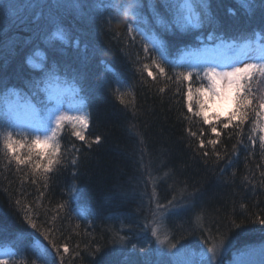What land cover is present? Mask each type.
Instances as JSON below:
<instances>
[{"label":"trees","instance_id":"obj_1","mask_svg":"<svg viewBox=\"0 0 264 264\" xmlns=\"http://www.w3.org/2000/svg\"><path fill=\"white\" fill-rule=\"evenodd\" d=\"M57 2L10 0V14L0 12V84L30 95L23 85L29 79L39 80L42 68L47 70L59 61V78L73 81L76 76L79 80L75 85L89 111L90 127L87 142L65 133L61 163L46 176H33L28 167L18 170L14 161L9 162L3 146L9 129L0 126V247H13L18 257L9 264H31L41 254L34 236L48 245L25 222V205L31 206L42 229H55L52 236L58 244H68L65 264H127L120 251L127 250L130 241L121 238L128 232L135 235L156 195L164 201L182 198L186 201L182 205L198 215L200 227L229 235L235 247L263 242L264 225L254 221L264 216V178L260 176L264 152L259 146L264 117L251 115L239 129L217 125L220 159L210 155L206 160L188 130L199 133L202 128L206 140L215 134L196 111H188L187 82L182 76L155 81L149 77L148 70L156 75L157 69L142 45L148 42L149 48L155 45L163 50L168 75L175 78L187 68L185 54L205 45H244L257 38L264 44V0H247V7L243 0H166V8L165 0H140L143 7L137 19L131 15L125 19L122 10L119 14L110 10L111 23L108 11L104 19L96 14L110 0H80L78 8L72 2L65 9L49 7ZM127 2L115 0L116 4ZM187 2L199 16L196 25L187 20ZM36 4L39 11L33 15ZM57 12L54 21L50 16ZM55 23L69 30L70 45L46 42ZM128 23L143 32V38L128 33ZM39 50L44 65L35 68L30 58ZM152 55L159 59V52ZM113 72L132 84L134 101L121 102ZM6 93L0 87V118L12 95ZM28 98L38 101L35 96ZM96 136L101 142L91 143ZM249 136L256 139L255 147ZM16 199L21 200L19 208ZM58 204L65 208L57 217ZM232 220L243 226L233 228ZM96 247L101 251L93 255Z\"/></svg>","mask_w":264,"mask_h":264},{"label":"snow or ice","instance_id":"obj_2","mask_svg":"<svg viewBox=\"0 0 264 264\" xmlns=\"http://www.w3.org/2000/svg\"><path fill=\"white\" fill-rule=\"evenodd\" d=\"M0 2H2V0H0ZM243 3L245 7L248 6L247 0H243ZM79 6L80 0H72V7L78 8ZM207 6V4L204 5V7ZM49 7L59 9L64 7V5H61L58 0L56 5H49ZM142 7L143 5L140 3V0H128L127 3L123 4H116L115 0H110L109 3L99 7L96 14L101 19H104V12L108 11L109 15L107 17V22L111 23L112 12L110 10H114L116 14H119L122 10L125 19H127V17L130 15L133 17V19H137V13ZM164 7H167L166 0ZM58 14L59 13L57 12L50 16V18L55 21V17ZM57 27L59 28V25ZM126 30L128 33H137L141 35L142 38L144 36L143 32H137V27H135L132 23H128L126 25ZM142 49L144 53L151 56L152 63L157 69L156 75H154L151 70H148L147 72L148 76L152 77L154 81L157 80L158 77H165L167 80H179L181 76L183 80L191 81L193 75L191 71L187 73H181L175 78L168 75L165 67V64L168 63L167 57L164 51L160 48H157L155 45L152 48H149L148 42H145L142 45ZM257 51L258 55L252 57L251 62L246 60L243 62L242 66L232 64L230 68H227V70L222 68L218 71L217 68L219 65L214 62V60H203V77L209 81V85L207 87L201 86L200 88L196 89L202 98L196 101V106L198 107L199 111H197L195 115L202 117V123L210 127L211 133L215 134V138H209L206 140L204 138V130L202 128L199 130V133L193 132L190 129L188 131L190 136L197 138L198 149L203 150L201 155L206 160L210 155H214L217 160L220 159V153L217 151V146L220 143L219 138L221 132L218 131L217 124L209 120L208 114L206 112V106L208 105L210 99L224 98L234 90V95L232 97L234 110H230L229 114L223 120L220 119L219 113L216 114V120L223 125V129H229L230 126L239 129L242 125L248 122L251 115H255L257 117L264 115V97H257L252 88V83L254 81L264 80V45H258ZM154 52H159V59L152 55ZM145 68L147 69L148 66L145 65ZM60 71L61 69L59 67V61H57L53 66L47 68V70L43 68L41 69L43 76L39 80L33 81L29 79L28 82L23 85V87L28 89L33 96L40 95L42 92L45 94L41 97V103L43 106L42 110L47 112L46 117H41L40 113L35 111L34 106H30L33 108V110L29 112L27 108L22 109V107L19 105L10 104L5 111L4 116L0 118V126L8 129H14L15 127L19 126L16 124V121L20 119L22 112L35 123V127L31 129L33 138L30 142L14 139L13 131L11 130L7 131L3 138V146L11 158L9 162L11 163L14 161L18 170L21 168V166L28 167L31 170L33 176H36L37 174L46 176L48 173L53 172L54 166L59 165L62 161V158L64 157V153L61 152L60 148V133L63 132L65 124L73 120V118L65 115L60 110L62 108V99L59 89L41 88V85L43 84H47L52 80H58V74ZM37 75L39 76L40 74L37 73ZM196 75L198 79L201 78L200 72H197ZM73 82L75 84L79 83V80L76 76H73ZM0 87L6 89L7 93H11L17 97L20 96V92L14 88L9 89L7 85L4 84H0ZM73 91L77 90L74 88ZM160 91L163 92L164 89L161 88ZM187 100L188 111L192 112L193 92L191 87H189L187 90ZM121 102L123 103V100ZM83 107H86V105ZM88 119L89 114L87 112H83L82 115L75 117V121L78 122L81 127L80 130H76L75 125H73V131L71 135L75 136L80 141L87 142L86 137L83 134V130L88 126ZM252 123L255 125L256 121L253 120ZM260 131L261 133H264V129H261ZM248 140L251 142L253 147L256 146V139L253 136H249ZM259 141L260 149L262 152H264V134L259 136ZM100 142L101 137L96 136L91 143L99 144ZM91 143H89V147H91ZM241 143H243V141H241ZM235 147L236 145H233L234 149ZM73 148L75 149L74 145ZM25 149L27 150L26 153L24 152ZM209 149H211V151H209ZM75 150L79 151L78 149ZM72 163L75 164L76 160L73 159ZM25 175H27V173H25ZM260 176L261 178H264V172H261ZM32 183L35 184L36 180L33 179ZM261 184H264V179L261 180ZM40 195L43 196V193L41 192ZM14 203L16 207H21L20 199H16ZM168 206L172 207L173 209L178 208L177 203H175V198L168 201ZM157 207L159 208L163 206L158 204ZM64 208V204L57 205V217ZM23 211L24 219L27 225L31 229L35 230V232L40 233L44 240L48 242V245H44L43 241H41L39 237L34 236L36 248L41 254L36 255L31 261V264H65L64 255L69 253L68 244H58L56 242L52 236V232H54L55 229L51 226L44 227L42 229V225L37 222L36 218H34L35 213L32 211L31 206H23ZM55 218L56 217L53 219ZM254 222L264 225V216L258 217ZM45 223H47V221H45ZM231 226L233 228H241L243 226V222L238 224L235 220H232ZM145 227H147V225ZM151 235L156 237L157 242L160 244L167 242V239H159L156 229H152ZM226 239L227 238L221 234L218 241H209L207 239L204 240L205 247L202 251L203 264H219L218 257L220 252L226 246ZM137 247V244H132L133 250H136ZM182 248L183 245L180 244V241L168 244L169 251L175 250L172 253L174 256L179 253ZM100 251L101 249L99 247H96L92 250L93 255L98 254ZM139 251L141 253H146L149 251V248L141 246L139 247ZM76 255L78 256L79 252H77ZM0 264H7V261L0 260ZM177 264H187V262L178 261Z\"/></svg>","mask_w":264,"mask_h":264},{"label":"rangeland","instance_id":"obj_3","mask_svg":"<svg viewBox=\"0 0 264 264\" xmlns=\"http://www.w3.org/2000/svg\"><path fill=\"white\" fill-rule=\"evenodd\" d=\"M71 2L72 1L70 0H59V3L64 5V7H62L63 9H65ZM242 4L244 5V3ZM185 6L187 7L188 3ZM9 9L10 0H2V2H0V12H6V14L9 15ZM38 11V5L36 4V6L31 9V12L35 15ZM192 22L194 23V21ZM58 25L59 28L57 27ZM45 40L50 46H68L71 44L72 36L64 25L61 23H55L53 28L47 33ZM149 40L151 39L149 38ZM258 45L264 44H262L258 39L247 42L245 45L241 46H237L233 43L222 42L205 45L201 50L185 54L183 60L187 64V68H185L183 72L187 73L191 71L193 73L191 81H186L187 87H191L193 92V111H199L196 106V101L202 98L196 89L201 86L207 87L209 85V81L203 77V60H214V62L219 65L217 68L218 71L222 68L227 70V68H230L232 64L242 66L243 62L246 60L251 62V58L258 55ZM246 47L248 48L246 49ZM249 48L253 49L254 52L250 53L248 51ZM244 49L245 54H240ZM43 59V53L39 50L33 55L30 63L35 68H41L44 65ZM197 72H200L201 78L199 79L196 75ZM113 75L115 78V86L120 98L123 101H134L135 92L132 84L121 79L116 72H113ZM46 88L60 90L62 99V108L60 110L65 115L73 118V120L65 124L63 132L60 133L61 147L62 137L65 133H69L71 136L73 125H75L76 130H80L81 126L75 121V117L82 115L83 112H87L89 114V111L86 107H83L86 105L85 101L79 96V89L73 81L58 77V80H52ZM74 88L77 91H73ZM252 88L256 96L264 97V80L254 81L252 83ZM30 95L33 96L32 93ZM30 95L21 93L19 97L16 96L15 103L11 105H19L22 109L27 108L29 112L33 110L30 106H34L35 111H38L41 117H46L47 112L42 110L43 106L39 95L35 96L38 100L37 102L29 99L28 96ZM233 95L234 90L224 98H213L209 100V103L206 106V112L211 122L219 125V121L216 120V114L219 113L220 119L223 120L229 114L230 110H234V103L232 99ZM39 104L40 106H38ZM263 117L264 115H262V118ZM89 122L90 115L88 119V126L83 130L84 135L89 130ZM16 124L19 126L14 129H9V131H13L14 139L30 142L33 138L31 129L35 127V123L22 112L20 119L16 121ZM261 129H264V121L260 130ZM168 201H170V199L164 201L159 196L157 198L156 195V198L152 201V207L147 214L146 219L139 224L137 228L138 231L135 235H129L130 232H128V234H124V242H126L127 239L130 241V244L127 246L128 249L120 251V254L124 256V260L127 264H177L178 261L187 262V264H203L202 251L205 247L204 240L218 241L220 239V236L223 233L216 231L213 233L210 232L209 229H203L198 225V215L194 210H189L187 205H182L184 202L186 203V201H182V198H176L175 203L178 205V208L176 209L168 206ZM158 204L163 207L158 208ZM146 225L147 227H145ZM152 229H156L160 240L167 239V242L164 244L158 243L156 237L151 235ZM223 236L227 239L226 246L220 252L218 257L219 264H264V241L258 244L235 247L234 241L229 237V235ZM176 241H180L183 248L174 256L172 253L175 250L169 251L168 244ZM134 243L138 246L136 250L132 249V244ZM141 246L148 247L149 251L141 253L139 251V247ZM17 260L18 257L15 256L13 259L7 261V264L14 261L16 262Z\"/></svg>","mask_w":264,"mask_h":264}]
</instances>
